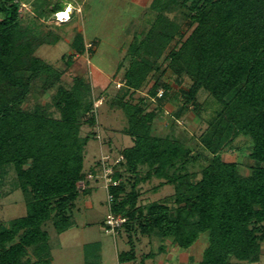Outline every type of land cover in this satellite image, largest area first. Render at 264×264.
<instances>
[{
  "label": "trees",
  "instance_id": "16d2710c",
  "mask_svg": "<svg viewBox=\"0 0 264 264\" xmlns=\"http://www.w3.org/2000/svg\"><path fill=\"white\" fill-rule=\"evenodd\" d=\"M159 1L153 0L149 9L157 11ZM204 1L205 6L192 15L195 29L171 55L194 77L189 96L203 87L221 104L200 137V143L212 155L201 179L193 182L188 173H167L168 167L198 154L177 140L153 132L158 117L155 109L130 112L124 108L128 122L124 133L131 137L132 144L121 149L123 162L132 171L146 164L154 175L170 177L169 182L175 184L173 198L180 206L176 215L171 217L165 204L149 207L140 224L147 235L159 229L163 237L187 249L207 233L208 245L199 264L259 262L264 240V0ZM155 14L162 18L160 13ZM21 24L19 3L0 0V168L13 166L28 200L25 216L8 225L0 223V264H51L50 235L44 224L51 221L59 232L73 225L68 212L80 195L76 183L87 173L85 154L91 138L82 135L81 129L84 124L94 126L96 115L92 102L86 99L92 87L81 78H76L70 89L58 88L55 106L60 117L49 116L44 107H20L38 75L46 72L58 76L54 64L35 55V51L30 54L32 63L18 67L13 62L24 50L18 49L15 34ZM170 27L152 22L147 34L172 38ZM80 40L78 34L72 45L76 53L84 52ZM133 40L127 55L139 53L135 33ZM138 64L132 63L125 72L126 85L133 91L143 87ZM161 87L164 91L172 88L167 82ZM157 91L156 84L151 94L156 96ZM122 105L127 106L126 102ZM81 113L90 116L80 121ZM241 135L252 139L251 157L257 163L248 176L240 174L236 163L226 162L219 155ZM93 168L97 175L98 167ZM119 184L109 187L113 196L110 212L133 218L128 208L136 205V195L122 197L124 186ZM128 224L123 222L119 231L126 230ZM29 249L37 255L35 260L25 258ZM99 251V242L85 244V264H100ZM118 259L120 264H146L144 258L139 261L133 245L120 252Z\"/></svg>",
  "mask_w": 264,
  "mask_h": 264
},
{
  "label": "rangeland",
  "instance_id": "374dc122",
  "mask_svg": "<svg viewBox=\"0 0 264 264\" xmlns=\"http://www.w3.org/2000/svg\"><path fill=\"white\" fill-rule=\"evenodd\" d=\"M205 4L204 0H160L157 11L148 9L144 12V16L137 19L136 24L134 21L128 29L137 35V44L140 46L139 53L133 56L126 53L133 37L127 39L128 44H124L125 49L113 51L110 47L111 43H119L117 41L124 37V33L120 32V29L123 31L127 28L123 26L125 22L123 18L120 22L117 20L118 25L116 24L115 29L119 32L110 36L113 41L104 42L101 49L91 56L92 51L76 53L71 49L72 44L68 43L70 38L68 40L67 38L70 34H74L77 26L75 24L80 22L75 13L67 15L61 21H58L56 14L32 13L31 16L28 17L27 14L26 17L25 13H19L22 23L19 27H23L24 30L15 28L16 42L19 45L18 49L24 50L19 53L17 61L13 62L18 67L30 64L32 63L30 54L35 51V55L54 64L53 70L58 72V76L46 72L38 75L31 84L27 99L20 107L24 110H33L36 106L44 107L49 116L60 117V112L55 106L58 88L63 86L70 89L76 78L88 82L92 87V94H87L86 99L92 102L96 124L92 127L84 124L81 129L82 135H90L91 138L86 146L85 154L87 173L85 178L77 181V189L84 192L87 190L86 184L90 183L87 179H91L88 173L92 172L93 167L96 166L101 177L107 174L118 185L123 184L122 197L132 193L136 195V205L128 208V211L134 213L133 218L113 213L115 216L124 217V223L129 221L128 228L121 229L115 235L105 231L106 218L111 214L108 192L103 187V185L106 186L105 181L103 185L98 183L97 189L90 194L81 195L75 207L68 212V215L71 212L73 219V225L70 228L59 232L51 221L45 223L44 228L50 235L51 264H85L83 246L90 241H100L104 253L103 260L111 261L110 264H116L117 251L128 250L131 245L139 255L144 256L153 254L152 251L158 248L162 251L165 245L162 242L167 241V244L172 242V239L163 237L159 229L152 235L142 231L140 224L144 221L143 215L155 203L167 205V213L171 217L176 215L180 206L174 202L175 184L169 182L170 177H157L153 169L149 171L150 168L146 164L138 165L135 171L124 165L121 149L132 144L131 137L124 133V128L128 124L124 108L130 112H136L137 109L146 112L157 110L158 117L155 118L153 132L173 141L177 140L184 147L191 148L195 150V154H198V157L189 161L186 160L184 163L180 161L174 167H168L167 173L170 176L188 173L190 181L193 182L201 179L203 168L212 155L200 143V137L208 123L216 117L221 104L203 87L198 88L194 96H189L187 92L195 82L194 77L189 75L181 65H177L171 55L174 51H178L191 35L197 25L192 15ZM138 13L141 11L134 12L135 15ZM151 13L153 17H149ZM155 13L162 15L161 21ZM156 21L164 25L166 29L172 25L168 31L170 37L171 34L173 35L172 38L151 37L147 34L152 22ZM57 40L60 41L55 44ZM71 53H74L72 57H70ZM134 62L140 63L138 64L139 78L143 82L141 90L136 91L126 85L125 77L127 68ZM163 82L169 83L172 88L164 91L161 87ZM156 84L158 91L156 96H153L151 90L156 87ZM125 102L127 106L122 107ZM89 116L90 114L81 113L80 117L83 120L80 119V121H85ZM100 141L103 142V147ZM252 150V139L241 135L219 155L226 162L236 163L240 174L248 176L257 165L251 157ZM101 152L103 155L98 158ZM103 160L107 171L103 167ZM182 164L185 166L181 168ZM261 165L264 166V163ZM27 203V197L19 187L13 166L1 167L0 223L8 225L13 220L25 216ZM140 212H142L141 215ZM207 235V233L201 234L196 241L198 243L192 251L196 258L200 257V252L207 242ZM190 251L189 248V254ZM183 253H187V250L180 247L172 251L173 258L170 259L169 264H199L195 258V260L188 259V256L186 258L187 254H184L187 260H182ZM36 256L34 251L29 249L25 258L35 260ZM234 264H264V240L261 243L259 262L235 260Z\"/></svg>",
  "mask_w": 264,
  "mask_h": 264
},
{
  "label": "crops",
  "instance_id": "0c3cea01",
  "mask_svg": "<svg viewBox=\"0 0 264 264\" xmlns=\"http://www.w3.org/2000/svg\"><path fill=\"white\" fill-rule=\"evenodd\" d=\"M152 1L153 0H16V2L19 3V13H25V16L28 14V17L31 16L32 13H49V15L50 14L51 15L61 14V13H64L69 8V6H71V8L73 9L71 15H74L75 13L78 16V19L80 20V22L75 24L77 26L75 28V31L73 32L74 34L73 35L70 34L69 37L67 38V40L70 38L68 40V43L73 45V43L75 42L76 36L79 34L80 39H81L79 42L80 44L79 47L83 49L84 52L92 51L91 56L95 55L101 49L102 44L104 42L113 41L110 36L113 33L119 32L118 29H115V27L118 25L117 20L120 22L122 18L125 21L123 26H125V28L127 27L123 31L120 29V32L124 33V37H122L121 40L117 41L119 43H115V44L111 43L110 47H112L113 51L125 49L126 45L124 44L125 43L128 44L127 39L132 38L133 33H134V32L128 31L129 27L133 25L132 23H134V21H135L134 24H136L137 19H141L144 16L145 14L144 12H146L149 9ZM136 10H140L141 13H138L135 15L134 12ZM123 26L121 24V28ZM60 40H57L55 44L58 43V41ZM71 49L73 50V47H71ZM83 53H80V54H83ZM102 143L103 142L100 141L101 147L104 146L102 145ZM101 150L104 151V149H101ZM102 155L103 154L101 152V155L98 156V158H100ZM90 173L93 174V172H90ZM90 173H88V175ZM89 181L90 183L88 184L87 182ZM104 181L105 180L100 176V172L97 173V175H94L91 179L89 180L87 179V182H86L87 184L85 187L87 188V190L85 192L79 191L80 195L78 199L80 198L81 195H85L86 193L90 194L93 190L97 189V187L99 186V185L97 186L98 183L100 184L102 183L103 185ZM103 187L106 189V192H108L106 186L103 185ZM107 233H110V232H107ZM93 242L100 243V241L98 240L93 241ZM163 243L165 245L162 251H160V249L158 248L156 251L154 250L152 251L153 254L146 255L145 257H143V255L142 256L139 255L138 251L136 250L139 261H141L142 258H144L146 264H169L170 259L173 258V255L171 254V252L175 251L179 246H177L176 243H172L171 241L169 244H167V241L162 242V244ZM197 243L198 242H195L193 245L189 247L191 250L190 254L188 252L189 248L185 249L187 250V253H183L182 260H187L186 258L188 256L189 257L188 259L190 258L193 260L196 259V261L200 263L202 259V252L204 248L208 245V240L202 252H200L201 254L199 255L200 256L199 258H196L195 253L192 252L193 248L195 247V244ZM83 250H84V246H83ZM122 251H127V250H122ZM122 251L116 252V264H120L118 255ZM99 254H100V259H99L100 264H110L111 263V261H108L106 259L105 261L103 260L104 253H103L101 243H100ZM184 254H187L185 255L186 258H184Z\"/></svg>",
  "mask_w": 264,
  "mask_h": 264
},
{
  "label": "built area",
  "instance_id": "2783aa9c",
  "mask_svg": "<svg viewBox=\"0 0 264 264\" xmlns=\"http://www.w3.org/2000/svg\"><path fill=\"white\" fill-rule=\"evenodd\" d=\"M56 17L59 18V14H56ZM58 21H60V20H58ZM102 162H104V160ZM103 167L107 171V168L105 166V162L103 163ZM93 176L94 175L92 173H90L88 175L89 178H92ZM102 177H103V179L106 182V188H107V191H108V195H107L108 203L111 204V202L113 201V196L109 192V187L110 186H115V185H117V183L115 181H113L111 176H107V174H105ZM124 221H125L124 217L115 216L114 214L111 213L106 218V221H105V223H106V231L110 232V233H113V234L118 233L119 232V227H121V225L123 224Z\"/></svg>",
  "mask_w": 264,
  "mask_h": 264
},
{
  "label": "bare ground",
  "instance_id": "6f19581e",
  "mask_svg": "<svg viewBox=\"0 0 264 264\" xmlns=\"http://www.w3.org/2000/svg\"><path fill=\"white\" fill-rule=\"evenodd\" d=\"M72 11H73V9L71 8V6H69V8L64 13L59 14V18H57V19L60 21L63 20L67 15H71Z\"/></svg>",
  "mask_w": 264,
  "mask_h": 264
}]
</instances>
